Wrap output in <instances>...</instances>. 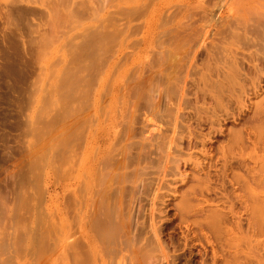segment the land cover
I'll use <instances>...</instances> for the list:
<instances>
[{"label":"rangeland","instance_id":"374dc122","mask_svg":"<svg viewBox=\"0 0 264 264\" xmlns=\"http://www.w3.org/2000/svg\"><path fill=\"white\" fill-rule=\"evenodd\" d=\"M250 4L0 0V264H264Z\"/></svg>","mask_w":264,"mask_h":264},{"label":"bare ground","instance_id":"6f19581e","mask_svg":"<svg viewBox=\"0 0 264 264\" xmlns=\"http://www.w3.org/2000/svg\"><path fill=\"white\" fill-rule=\"evenodd\" d=\"M58 4V3H57ZM58 5H60V3L58 4ZM56 10V9H55ZM249 12H250V20H249V26H264V0H251V4H250V8H249ZM72 15V14H71ZM256 29H258V27L256 28ZM252 30V29H251ZM256 31V30H255ZM252 32V31H251ZM253 32H254V30H253ZM261 32H263V31H261ZM260 33V32H259ZM254 34H256L255 32H254ZM257 34H258V32H257ZM261 37V36H260ZM263 44V43H262ZM261 57V56H260ZM122 59V58H121ZM264 59V58H263ZM119 63V62H118ZM117 63V64H118ZM123 63V62H122ZM121 63V64H122ZM119 65V64H118ZM151 78V77H150ZM147 80H148V78H147ZM154 81V80H153ZM151 82V81H150ZM158 82V81H157ZM151 85V84H150ZM157 85V84H156ZM158 85H160V84H158ZM167 85V84H166ZM162 86V85H161ZM167 87V86H166ZM167 89V88H166ZM164 91V90H163ZM161 92V91H160ZM174 93V92H173ZM172 93V94H173ZM176 93H179V92H176ZM168 94V93H167ZM169 95V94H168ZM174 96V95H173ZM177 97H178V95H176ZM160 97V96H159ZM120 98V97H119ZM161 98V97H160ZM176 99H178V98H176ZM176 101V100H175ZM179 103V102H178ZM157 105V104H156ZM180 106V105H179ZM157 107V106H156ZM155 107V108H156ZM169 110V109H168ZM172 110V109H171ZM174 110V109H173ZM153 111H154V109H153ZM151 112V111H150ZM152 113V112H151ZM155 113H156V111H155ZM158 113V112H157ZM168 113V112H167ZM172 113H175V112H172ZM169 114H171V111H170V113ZM147 115V114H146ZM156 115V114H155ZM159 116H161V115H159ZM164 116V115H163ZM170 117V116H169ZM172 117V116H171ZM173 119V118H172ZM151 120V119H150ZM150 124V123H149ZM174 128V127H173ZM176 128V127H175ZM175 131V130H174ZM174 133V132H173ZM94 134V133H93ZM175 134V133H174ZM166 139V138H165ZM164 139V140H165ZM167 140V139H166ZM169 140V139H168ZM160 141V140H159ZM158 142V141H157ZM156 142V143H157ZM169 142H171V141H169ZM182 142H183V140H182ZM142 144V143H141ZM130 145H132V144H130ZM138 145V144H137ZM140 145V144H139ZM136 146V145H135ZM172 146V145H171ZM181 146H182V144H181ZM156 148H157V146H156ZM160 148H162V147H160ZM166 148V147H165ZM169 148V147H168ZM98 149V148H97ZM125 149H127V148H125ZM144 149H145V147H144ZM173 149H174V147H173ZM114 150V149H113ZM167 150V149H166ZM165 150V151H166ZM143 151V150H142ZM161 150H159V152H160ZM174 151V150H173ZM141 152V151H140ZM156 152V151H155ZM149 153V152H148ZM109 155H111L110 153H108ZM107 154V155H108ZM145 154V153H144ZM165 154V153H164ZM96 155V154H95ZM94 155V156H95ZM158 155V154H157ZM75 156H76V154H75ZM113 156V155H112ZM112 156L110 157V160H111V158H112ZM126 156V155H125ZM147 156V155H146ZM79 157V156H78ZM149 157V156H148ZM162 157H164V156H162ZM161 157V158H162ZM171 157V156H170ZM105 158H106V156H105ZM114 158V157H113ZM147 158V157H146ZM150 158V157H149ZM148 158V159H149ZM76 159V158H75ZM109 159V158H108ZM115 159H117V158H115ZM119 159H121V158H119ZM122 159H123V157H122ZM127 159L128 158H126V160H125V162H127ZM144 159V158H143ZM166 159V158H165ZM168 160H170L169 158H167ZM79 160V159H78ZM130 160V159H129ZM161 160H163V159H161ZM83 161V160H82ZM102 161V160H101ZM106 161V160H105ZM108 161V160H107ZM115 161V160H114ZM167 161V160H166ZM112 162V161H111ZM117 162H118V160H117ZM131 162V161H130ZM163 162V161H162ZM175 162V161H174ZM188 162V161H187ZM103 163V162H102ZM115 163V162H114ZM122 163H123V161H122ZM128 163V162H127ZM127 163H125V164H127ZM100 164H101V162H100ZM104 164V163H103ZM105 164H106V162H105ZM104 164V165H105ZM112 164H113V162H112ZM119 164V163H118ZM130 164V163H129ZM75 165V164H74ZM102 165V164H101ZM123 165V164H122ZM175 166H176V164H174ZM78 166V165H77ZM106 166V165H105ZM107 166H109V165H107ZM112 166V165H111ZM113 166H115V165H113ZM117 166V165H116ZM121 166V165H120ZM119 165H118V167H120ZM103 167V166H102ZM117 167V168H118ZM125 167H126V165H125ZM177 167V166H176ZM106 168V167H105ZM104 168V169H105ZM111 168V167H110ZM100 169V168H99ZM116 169V168H115ZM119 169V168H118ZM102 170V169H101ZM100 170V171H101ZM74 171H76V169L74 170ZM78 171V170H77ZM106 172H107V170H106ZM100 173V172H99ZM98 173V174H99ZM109 173H110V171H109ZM113 173V172H112ZM166 173V172H165ZM98 174H97V176H98ZM117 174V173H116ZM110 175V174H109ZM162 175H163V173H162ZM112 176V178H113V175H111ZM116 176V175H115ZM109 177V176H108ZM98 178H101V175H100V177H98ZM115 178V177H114ZM113 178V179H114ZM117 178V177H116ZM104 179V178H103ZM103 179H101V180H103ZM109 179V178H108ZM107 179V180H108ZM111 179V178H110ZM113 179H111L112 181H114ZM96 182H97V180H96ZM117 182V181H116ZM118 183V182H117ZM102 184H103V181H102ZM105 184H106V182H105ZM105 184H104V188H106V186H105ZM113 184H115V183H113ZM112 184V185H113ZM164 184V183H163ZM97 186L96 187H98V185L99 184H96ZM123 186V185H122ZM244 186V185H243ZM119 187H121L120 185L118 186V188ZM163 187V186H162ZM103 188V187H102ZM104 188L102 189V191L104 190ZM109 189V188H108ZM116 189V188H115ZM107 189H105V191H106ZM104 191V192H105ZM199 192V191H198ZM97 193V192H96ZM99 193V192H98ZM102 193V192H101ZM113 193V192H112ZM117 193V192H116ZM120 193H121V191H120ZM119 193V194H120ZM200 193V192H199ZM119 194H117V195H119ZM116 195V196H117ZM100 196H102V194L100 195ZM153 196H154V194H153ZM161 196V195H160ZM76 197V196H75ZM105 196H103V198H104ZM120 197V195L118 196V198ZM158 197V196H157ZM249 197V196H248ZM107 198V197H106ZM105 198V199H106ZM92 200V199H91ZM116 200V199H115ZM93 201V200H92ZM103 201V200H102ZM105 201V200H104ZM104 204V203H103ZM107 204V203H106ZM153 214V213H152ZM152 216V215H151ZM205 225V224H204ZM156 230H157V228H156ZM155 230V231H156Z\"/></svg>","mask_w":264,"mask_h":264}]
</instances>
